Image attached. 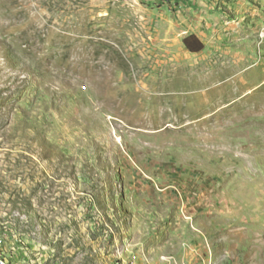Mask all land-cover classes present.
I'll return each instance as SVG.
<instances>
[{"label": "rangeland", "instance_id": "1", "mask_svg": "<svg viewBox=\"0 0 264 264\" xmlns=\"http://www.w3.org/2000/svg\"><path fill=\"white\" fill-rule=\"evenodd\" d=\"M0 259L264 264V0H0Z\"/></svg>", "mask_w": 264, "mask_h": 264}, {"label": "trees", "instance_id": "2", "mask_svg": "<svg viewBox=\"0 0 264 264\" xmlns=\"http://www.w3.org/2000/svg\"><path fill=\"white\" fill-rule=\"evenodd\" d=\"M184 43L191 52H199L204 49V43L195 34L186 36Z\"/></svg>", "mask_w": 264, "mask_h": 264}, {"label": "built area", "instance_id": "3", "mask_svg": "<svg viewBox=\"0 0 264 264\" xmlns=\"http://www.w3.org/2000/svg\"><path fill=\"white\" fill-rule=\"evenodd\" d=\"M131 264H135V261L131 260ZM0 264H9L7 260L0 259Z\"/></svg>", "mask_w": 264, "mask_h": 264}, {"label": "crops", "instance_id": "4", "mask_svg": "<svg viewBox=\"0 0 264 264\" xmlns=\"http://www.w3.org/2000/svg\"><path fill=\"white\" fill-rule=\"evenodd\" d=\"M200 39V38H199ZM201 40V39H200ZM202 41V40H201Z\"/></svg>", "mask_w": 264, "mask_h": 264}]
</instances>
